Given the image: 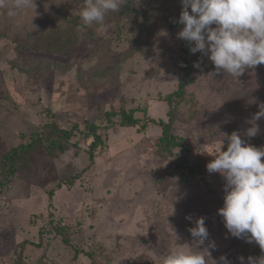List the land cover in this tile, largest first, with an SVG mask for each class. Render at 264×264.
<instances>
[{
  "label": "rangeland",
  "instance_id": "obj_1",
  "mask_svg": "<svg viewBox=\"0 0 264 264\" xmlns=\"http://www.w3.org/2000/svg\"><path fill=\"white\" fill-rule=\"evenodd\" d=\"M83 7V0H36V11L33 7L16 18L0 8V176L6 154L28 143L31 133L46 134L52 124L78 126L64 151L48 155L43 146L34 147L11 182L0 187V264H161L173 248L194 243L189 229L200 217L216 245L212 259L225 255L240 264V256L264 255L257 243L228 232L218 214L226 182L207 170L214 159L207 152L221 138L219 132L245 134L252 126L247 121L264 103V64L239 77L223 71L213 76L215 66L199 52L187 99L176 107L172 125L188 153L175 148L171 154L160 149L161 127H121L120 115L112 125L105 116L123 107L138 109L139 119L146 112L169 121L163 98L178 90L185 75L177 36L182 28L173 27L181 0H136L133 7L147 11L156 43L120 62L118 81L86 74L84 87L78 68L87 72L101 56L127 51L141 26L123 20L120 35L114 21L88 26L81 19L83 35L75 48L61 54L42 45L37 37L66 27L68 19L81 17ZM27 61H33L34 74L24 71ZM197 62L200 68L194 67ZM58 65L70 69L59 71ZM89 123L99 125L104 140L93 162V137L84 135ZM257 124V135L244 140L264 148V118ZM178 155L188 156L195 176L177 167Z\"/></svg>",
  "mask_w": 264,
  "mask_h": 264
},
{
  "label": "clouds",
  "instance_id": "obj_2",
  "mask_svg": "<svg viewBox=\"0 0 264 264\" xmlns=\"http://www.w3.org/2000/svg\"><path fill=\"white\" fill-rule=\"evenodd\" d=\"M83 3L81 19L91 26L103 23L110 12L119 11L125 0H83ZM181 4L178 23L183 28L177 36L192 45L193 54L200 52L210 59L215 66L213 76L223 71L239 77L245 69L264 64V0H181ZM33 7L36 11V0H0V8L7 10L9 18ZM194 67L200 68L201 63H195ZM261 118L264 103L247 121L252 126L245 136L257 135V121ZM219 134L221 138L207 152L214 157L207 164L208 172L221 174L226 182L224 204L218 214L232 237L255 242L264 252V148L247 143L238 131ZM189 232L194 243L173 248L161 257V264H209V259L214 264H232L225 255L218 261L212 259L210 249L216 245L209 241L204 217L198 218ZM206 241L209 242L204 247ZM238 259L240 264H264V255Z\"/></svg>",
  "mask_w": 264,
  "mask_h": 264
},
{
  "label": "trees",
  "instance_id": "obj_3",
  "mask_svg": "<svg viewBox=\"0 0 264 264\" xmlns=\"http://www.w3.org/2000/svg\"><path fill=\"white\" fill-rule=\"evenodd\" d=\"M136 0H125V3L122 4L119 11L110 12L106 18V21H114L116 25V31L121 35L122 29L121 25L123 20H130L132 22L138 23L141 26V31L139 35L136 37L134 44L125 52L119 53L118 56H104L100 58L95 68L89 69L87 72L83 68H78V77L81 85L84 87L86 83L84 82V77L86 74H90L93 77L100 78L103 80L112 79L113 81H118L120 77L121 67L120 62L127 61L130 57L134 56L137 53H146L155 43L156 36L152 31V25L148 19V13L146 10H137L133 7V4ZM141 20V21H137ZM68 25L62 29H59L56 32H52L47 36L37 37L38 40L42 43V45L48 49L59 52L61 54L66 53L67 51L75 48L79 45L81 41V36L83 33L79 34L78 29L80 26H84L81 24V17H74L72 19L67 20ZM174 28H183V25L175 22L173 24ZM182 40L181 50L182 55L180 57V66L185 72L184 77L181 79L179 88L176 92L172 94L166 95L163 100L169 105L168 117L169 121H157L154 118H151L148 113L144 112L143 119H139L136 117V113L139 111L138 109H131L127 111L122 107L119 113L117 112H107L106 119L108 122L113 124V119L116 116L121 117L120 126L121 127H137L141 124L142 131H145L149 124H153L162 128V137L160 138V149L165 150L169 153H173L175 148H180L181 151L188 153V149L185 146L184 140H180L177 136L172 133V125L176 121V107L186 101L187 93L186 89L191 83V73H192V63L193 60L200 53L197 52L193 54L190 51L192 45L189 44L188 41ZM33 62V61H32ZM30 61L26 62L27 70L24 71L27 74H34L35 71L30 66ZM18 64V63H17ZM19 65V64H18ZM63 68L66 70L70 69V66H61L58 65L57 69L61 71ZM254 97H257L256 92H252ZM251 94V95H252ZM53 125V126H52ZM49 125V130L46 134L43 133H31L29 136V142L21 144L15 148H12L4 157L2 161V173L0 176V187L2 188L7 183L11 182V180L16 176V174L21 170V164L23 160H26L31 155V151L36 146H43L45 152L48 155H54L58 151H64L67 144H69L75 136L76 129L78 126L72 127L70 129H61L57 125L52 124ZM89 132L85 133V138L93 137V141L90 145V158L93 162L95 160V150L98 149L99 146L104 144V140L99 134V125L97 123L88 124ZM242 138H247L244 134H241ZM227 142L225 144L226 150ZM188 156H177L176 165L180 169H188V173L192 176H195L197 172L194 168L188 166ZM182 178L184 175L182 174ZM76 181V177H73L72 180L69 181V186L74 185ZM60 185V184H59ZM58 185V186H59ZM61 186V185H60ZM55 194V190L49 193L50 197L53 198ZM65 244H70L68 238L62 237ZM80 251L77 249L76 255H78Z\"/></svg>",
  "mask_w": 264,
  "mask_h": 264
}]
</instances>
